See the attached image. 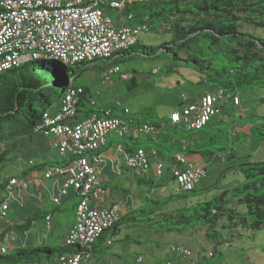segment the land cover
Masks as SVG:
<instances>
[{"label": "trees", "instance_id": "16d2710c", "mask_svg": "<svg viewBox=\"0 0 264 264\" xmlns=\"http://www.w3.org/2000/svg\"><path fill=\"white\" fill-rule=\"evenodd\" d=\"M129 13H135L133 25L143 23L146 18L152 31H163L173 35L172 43L164 44L161 47L137 45L124 53L117 54L112 65L119 66L125 59H134L135 56L158 58L161 56L160 53L165 50L163 54L166 55V59H169L167 56L172 55L175 62L174 67L168 66L166 68V74L174 73L176 67L188 66L204 76V82L208 84L211 92L221 90L225 94H236L238 90L248 87L264 89V43L262 40L241 31L245 27L264 28V0H148L130 5L126 11V14ZM183 53L187 55L184 59L180 57ZM108 63L109 60H106L104 65L108 66ZM82 65L88 66L90 63L65 68L58 62L35 61L20 69L0 75V172L9 163L14 162L9 161L8 157L18 154L30 162L39 156L42 149H45V146H41V150L37 151V155L34 154V147L27 150L28 146L34 142L33 137L35 136L44 138L43 141H40L42 144H46V140L48 141L45 135L36 134L34 129L41 123L45 112L57 110L65 100L71 85L69 81L62 83L59 77L61 71L67 74L68 80L73 79V87H83L77 83L83 73L81 72ZM88 96L89 92L86 89L77 98L78 114L82 117L81 120L99 112V110H93L88 105ZM225 108H227L226 105L221 108V115L225 114ZM113 111L115 112L114 109ZM152 113L153 111H147L144 115L152 116ZM123 116L133 125L149 121L145 118H136L131 113L126 114L125 111ZM212 122L213 120L208 122L200 131H188L198 132L196 136L201 137V140L190 145L186 151L202 159H209L210 164L219 161L224 162L225 158L219 155V160L215 158L216 154L203 152V148L215 146L216 137L221 133V131L210 132L209 130L227 124L223 121ZM153 125L158 130L164 128L162 123H153ZM169 132L174 136L170 137L168 141L175 144L178 135L175 129L169 130L166 128L161 135L162 140ZM186 132L187 130L181 131L184 134ZM183 138L189 140L186 136H183ZM123 139L130 141L128 143L121 142L127 148L126 154H135L143 150L152 160L153 156L151 154L152 151H155L157 154L155 159L157 158L159 161L166 163L167 166L172 165V162H174L173 155L182 151L181 148L174 150L165 147L162 145V140H156L153 136ZM200 141L205 142V144L200 143ZM165 142L167 141L165 140ZM29 155L31 156L27 157ZM19 156H16V158H19ZM71 161L72 157H68L61 161L55 158L53 161L35 163L34 167H31L32 169L24 171L17 177L26 179L28 174L33 171L40 172L47 167L64 166ZM148 171L151 172L152 177H155L152 169L149 168ZM233 171H240L244 175L245 181L243 184L234 187L231 191H225L215 202L207 204L203 209H184L168 215H157L158 218H161L158 222L167 224L163 228H167L169 232H185L189 228L206 226L209 228L207 236L210 242L215 244V248L222 245L220 240H224V236L217 232L218 223L224 218H227L231 227L239 229L237 233L231 236V241L240 238L241 232L244 231L253 233L263 231L264 163L240 164L227 169L225 174ZM152 182L153 178L150 179L149 183ZM213 188L202 191L197 189L189 192L180 191L177 196H195L198 192H208ZM2 190H4V185H0V192ZM74 194L77 196L75 192ZM231 203L235 207L244 208V212L237 211V208H227ZM78 206L79 202L73 203L71 206L75 213ZM55 211L64 214L66 210L62 205L60 207L56 206ZM51 212H45L43 215L37 213L19 224L16 223L14 229L23 237L31 231L37 220H46L50 214H54V210ZM135 213L147 217L145 216L147 214L146 210L129 212L114 227L106 230L98 242L104 239L107 234L118 236L123 222L126 220L131 221L130 217H133ZM2 224L0 221V226ZM71 224L72 222L66 226ZM153 226L152 224L149 225L150 228H153ZM8 230L9 228L5 229V231ZM128 240L130 239L126 238L124 241ZM24 246L22 244L18 247L24 248ZM96 247L97 244H95V250ZM13 252L7 256H1L0 264H30L44 259H53L57 255L74 254L76 248L36 247L29 250L15 249ZM214 257L215 255L211 260Z\"/></svg>", "mask_w": 264, "mask_h": 264}, {"label": "built area", "instance_id": "2783aa9c", "mask_svg": "<svg viewBox=\"0 0 264 264\" xmlns=\"http://www.w3.org/2000/svg\"><path fill=\"white\" fill-rule=\"evenodd\" d=\"M148 0H0V75L20 69L35 61L58 62L65 68L83 63L109 60L119 53L134 47L143 34L150 33L145 18L143 23L133 25L135 15L125 14L130 5ZM115 13L117 20L111 17ZM120 73V68L110 67L104 72V84L111 76ZM127 80V75L121 76ZM71 87L55 111L43 114L35 133H42L55 141L52 147L61 157H72L64 166H57L45 175V179L64 178L62 196L69 191L76 192L79 206L76 218L68 229L64 247H75L71 255L56 256L54 264H145L144 257L138 256L130 263L108 259L105 262L97 255L95 244L106 230L120 221L118 206H92L106 194L101 180L100 167L105 162V151L114 134L119 138L138 139L156 132L151 124L133 125L123 116H117L111 109H100L89 117L79 120L78 96L84 89ZM219 99H231L230 94L218 91L204 95L200 102L188 104L181 113L173 115V121L182 123L191 130L202 129L220 111ZM235 104L238 99H234ZM129 111L126 110V114ZM185 149V147H184ZM156 157L155 151L151 154ZM130 168L145 169L150 164L147 154L140 150L135 154H122ZM34 165L33 162H30ZM153 171L162 177L167 169L176 179L182 191H191L205 177V169L185 154L174 156L172 165L155 160ZM4 190L0 192V221L8 220L11 202L19 200L29 192V181L18 177L0 178ZM54 203L60 205V199ZM52 216L46 219L50 226ZM19 234L12 231L0 232V257L10 255ZM112 243L109 242L108 245ZM182 257L192 255L189 249L177 250ZM212 255V254H211ZM170 264V263H168Z\"/></svg>", "mask_w": 264, "mask_h": 264}, {"label": "rangeland", "instance_id": "374dc122", "mask_svg": "<svg viewBox=\"0 0 264 264\" xmlns=\"http://www.w3.org/2000/svg\"><path fill=\"white\" fill-rule=\"evenodd\" d=\"M111 17L117 20L115 13H112ZM241 31L262 40L264 43V28L245 27ZM172 38L173 35L167 32L152 31L149 34L141 35L138 45L161 47L164 44H171ZM164 52L165 50L160 53L161 56L158 58L135 56L134 59H125L119 67L121 73L129 75L131 78L123 80L122 74L112 75L111 81L107 85L103 84L102 72L104 69L99 65L103 62H96L95 66L82 65L83 73L77 83L88 90V105L93 110L112 108L115 110V114L120 116H123L124 110H128L132 116L139 119L145 118L153 123H170L174 112H182L180 104L183 97L198 100L199 96L207 93L210 89L208 84L204 82V76L188 66L176 67L174 73L166 74V68L168 66L174 67L175 62L172 55L167 56L169 59H166ZM180 57L184 59L187 55L183 53ZM237 95L241 100L240 106L235 107L227 103L225 114L217 115L213 119L212 123L217 121L227 123L209 130L210 132L221 131L216 137L215 146L203 148V152H212L225 158L224 162L219 161L209 165L206 178L197 185L198 191L214 187L213 190L198 192L195 196L178 197V185L171 178L169 172H166V177L157 179L152 177L151 172L146 169L135 171L126 164L125 176L113 175L110 172V182L109 178L105 176L106 182L111 184L109 189L113 188L112 185L118 186L119 192L128 191L126 195H131V203H135L137 206L142 204V209L132 210L130 207V210L147 211L145 215L147 217L135 213L133 217H130L131 221L123 222L124 226L120 231L121 238L130 239L123 241L124 243L136 244L138 251L147 255V259L143 256L145 264H264V230L258 233L244 231L241 232L240 238L231 241V236L237 233L239 229L231 227L227 218H224L218 223L217 229V232L224 236V240H220L222 245L215 248V244H212L207 236L208 227L198 226L189 228L185 232H169L167 228H163L167 224L158 222L161 218L157 217V215H168L178 210L205 208L207 204L215 202L225 191H231L234 187L244 183L245 177L240 171L225 174L227 169L245 163H264V89L248 87L238 90ZM147 111H153L152 116L144 115ZM169 126L176 130L178 128L173 125ZM181 131L178 130L177 143L172 144L168 141L170 137L174 136L169 132L162 140V145L176 150L182 147L180 140L183 136L189 138V145L201 140V137L196 136L198 132L187 131L184 134ZM113 139L124 143L130 142L128 139L119 138L116 134H114ZM50 141H55V138L51 136ZM200 143L205 144L202 141ZM25 159L22 160L23 165L26 166V169L30 168ZM57 159L61 161L64 157L58 156ZM39 160L40 157L34 158L36 164ZM17 165V162L9 163L0 172V175L4 177L14 173ZM44 172L40 173L44 175ZM151 178H153V182L150 184ZM40 179L42 180V178ZM43 193L45 201L43 204H39L36 212L43 215L46 211L54 210V231L52 233L40 231V227L36 231L34 230L35 227L30 234L25 235L28 238L27 242L30 241L34 245L19 248L15 242L16 250H29L36 247L58 249L66 237L62 228L75 221L76 213L71 206L73 203L79 202L77 196L73 198L60 196L66 211L64 214H59L55 211L56 205L49 200V194ZM160 202L163 203L159 204ZM234 203L236 204V202ZM33 206L34 203L29 204L30 208ZM227 208H237V211L244 212V208L235 207L232 203ZM14 212V210L10 211L9 220H13ZM33 214L34 211L29 215L21 214V216L26 218ZM41 221L37 220V226L38 223L40 225ZM151 224L154 225L153 228L149 227ZM43 238L45 239L44 242ZM229 240L230 243L228 244ZM146 247L148 248L146 249ZM180 247L189 249L192 256L185 259L173 251V249ZM210 253L215 255L212 260Z\"/></svg>", "mask_w": 264, "mask_h": 264}, {"label": "crops", "instance_id": "0c3cea01", "mask_svg": "<svg viewBox=\"0 0 264 264\" xmlns=\"http://www.w3.org/2000/svg\"><path fill=\"white\" fill-rule=\"evenodd\" d=\"M209 92V91H208ZM202 96V95H201ZM199 96L198 99L201 97ZM44 138H40L39 137H33L34 142L32 144H30L27 148V150L32 149L34 147V151H35V155H37V151L41 150V146H45V149H42V151H40L39 156L40 160L38 161V163L42 162L45 163L47 161H53V159L57 158V152L53 149L50 141L46 140V144H42L40 141H43ZM263 148V147H262ZM126 147L122 145L121 142L116 141V140H112V142L110 143L108 149L105 151V162L102 164L101 166V180L103 182L104 187L107 190V196H105L104 198H102L101 200L97 201V202H93L92 206H97V207H103V206H118L120 208V216L121 218L124 217L126 214H128L129 212H131L134 209H142V204H139V206H137L135 203H131V195H126L128 193L124 192L121 193L119 192L118 186H113V188L109 189L111 184H108L106 182V177L109 178V182H110V174L112 173L113 175L116 174H120L121 177L125 176V168H127L125 166V161L123 159V151L126 152ZM16 156H19L18 154L12 155L10 157H8L10 160L9 161H14L17 162V168L16 171L8 176H2L3 178H8V177H17L19 176L21 173H23L24 171H28L29 169H32L30 166V168L26 169V166L23 165V158L19 156V158H16ZM58 160V159H57ZM196 162L198 164H204L205 162L203 161V159L198 156H196L195 158ZM32 162H34V160H32ZM28 165L29 162L27 161ZM52 168L47 167L42 171L44 172V175L41 174L38 171H33L30 174H28L26 180L29 181V192L27 194H25L22 198H20L19 200L16 201H12L11 202V212L14 210L15 212L14 214V218L13 220H7L5 222H2V226H0V232L4 231V234H8L12 231L16 232L14 229V226L16 223H20L23 222L27 219H29L30 217H26L23 218V216H21V214H25V215H29L30 213H32L34 211L33 215H36L38 212H36V210L39 208V204H43V202L45 201V195L43 192H46L47 194H49V200L51 202L54 203V199L58 198L60 199V205H55L58 207L62 206V201H61V197L62 196V189L64 186V178L60 177L58 179H45V175L47 173V171L51 170ZM136 171V170H135ZM111 172V173H110ZM42 178V180L40 179ZM114 194V196H113ZM124 195V196H123ZM74 196H76L74 194V192L71 190L69 191L68 195L62 196V197H66V198H73ZM34 203L33 207H29V204ZM130 207H132V210H130ZM46 212H51V211H46ZM52 213V212H51ZM32 215V216H33ZM51 216L53 215L51 222H50V226L47 227L46 225V220H42L40 225L38 223L34 224L33 228H35L34 230L38 231L39 227H40V231L43 230L44 232H53L54 231V219L55 216L54 214H50ZM23 218V219H22ZM74 223V222H73ZM73 223L69 226H65V227H61L60 228L64 229L65 233L67 234L68 229L73 225ZM57 225V224H56ZM124 225H122L120 227V229L123 228ZM8 231H5V229H8ZM33 228L31 229V231L28 233L30 234L33 230ZM18 233V232H16ZM20 234V233H18ZM48 234V233H47ZM66 234H64L66 236ZM47 237V235H46ZM64 237V236H63ZM27 237L25 236H19V239L16 241L17 247L19 245H30L33 246L34 244L31 243L30 241L27 242ZM38 239V238H37ZM44 238H43V242H44ZM125 239L120 237V234H118V236H113V235H109L107 234L105 236L104 239H102L100 242L97 243V247H96V252L97 255L100 257V260H102L103 262H105L108 259H116L122 262H126V263H130L131 261H133L137 256H144L145 259H147V255L144 252H139L138 251V247L136 244H126L124 243ZM111 242L112 245L109 246L108 243ZM42 243V242H41ZM63 243V240H62ZM15 245H13V250L12 252L17 248L14 247ZM64 247V245L62 244V246L60 248ZM148 247H146L147 249ZM59 249V248H58ZM145 250V249H144ZM60 256V255H57ZM63 256V255H61ZM30 264H54L53 259H44V260H40V261H35L33 263Z\"/></svg>", "mask_w": 264, "mask_h": 264}, {"label": "clouds", "instance_id": "9594fccd", "mask_svg": "<svg viewBox=\"0 0 264 264\" xmlns=\"http://www.w3.org/2000/svg\"><path fill=\"white\" fill-rule=\"evenodd\" d=\"M127 11V10H126ZM126 14V13H125ZM134 15H135V13H133ZM152 32V30H151V27H150V33ZM153 32H157V33H163V31H153ZM158 35H160V34H158ZM255 38V37H254ZM138 43H139V40H138ZM138 43L135 45V46H137L138 45ZM134 46V47H135ZM133 48V47H132ZM131 49V48H130ZM124 52H126V51H124ZM124 52H122V53H124ZM117 54H121V53H117ZM116 54V55H117ZM116 55L113 57V61L115 60V58H116ZM113 61H112V63H113ZM104 62L105 61H103V64H99L104 70H103V72H102V79H103V84H104V81H105V79H104V72L108 69V68H110V67H118V68H120L119 66H114V65H112V63H108V66H105L104 65ZM87 64V63H86ZM78 65H80V64H78ZM90 65L91 66H95L96 65V62L95 63H90ZM90 65H88V66H90ZM75 66V65H74ZM74 66H72V67H74ZM81 72H82V70H81ZM118 74H122V75H127V74H123V73H121V69H120V73H118ZM116 75V74H115ZM129 78H131V76H129V75H127ZM67 78H68V76H67ZM69 81V80H68ZM67 81V82H68ZM110 82H107L105 85H107V84H109ZM78 88V87H77ZM80 88H82V89H84V92L86 91V89L85 88H83V87H80ZM218 91H221V90H215L214 92H211L210 90H209V92H207V93H205V94H203L198 100H190L188 97H186V98H188V100H189V102H188V104H196V103H198V102H200V100H201V98L204 96V95H206V94H213V93H217ZM228 94H230L231 95V99H219L218 100V102H217V107L219 108V113L217 114V115H221V108L224 106V105H226L227 103H230V104H232V105H234L235 107H239L240 106V104H241V100H240V97L237 95V93L236 94H231V93H228ZM184 98V97H183ZM183 98H182V101H181V104H180V107L182 108V112H183V109H184V107L186 106V104L187 103H185L184 101H183ZM238 99V103L237 104H235V102H234V99ZM221 103H223L222 104V106H221ZM221 106V107H220ZM111 110L113 111V109L111 108ZM125 112H126V110H124ZM182 112L181 111H176V112H174L173 113V115L175 114V113H181L182 114ZM113 113L115 114V112L113 111ZM130 113V112H129ZM128 113V114H129ZM115 115H117V114H115ZM173 115H172V118L170 119V123L168 122V123H162L163 125H164V128H163V130H158L154 125H153V123L151 122L150 123V121H148V122H146V123H149V124H151L152 125V127L156 130V132L154 133V134H152V135H149V136H153L156 140H162V137H161V135H162V133H164V131L166 130V128L167 129H174L173 127H170L169 125H173L174 127L175 126H177L178 128H177V132H178V130H187V131H200V130H202V129H199V130H191V129H188L187 128V126L185 125V124H182V123H177V122H174L173 121ZM217 115H215L210 121H212ZM117 116H120V115H117ZM124 117V116H123ZM209 121V122H210ZM146 123H140L139 125H141V124H146ZM208 123V122H207ZM207 125V124H206ZM205 125V126H206ZM176 130V129H175ZM34 132H35V129H34ZM36 134H42V133H36ZM160 136V137H159ZM49 140V139H48ZM113 140V139H112ZM112 140L110 141V143L112 142ZM50 141V140H49ZM176 142H177V139H176ZM180 142H181V144H182V147H181V152H179V153H176L175 155H173V156H176L177 154H185V156L186 157H188V158H190V160H192V161H194L197 165H199V166H201V167H203L204 169H205V177L202 179V180H204L205 178H206V173H207V170H208V166L209 165H211L210 164V162H209V159L207 160H205V159H203V161L205 162L204 164H198L197 162H196V160H195V158H196V156H194V155H191V154H189V153H187L186 151H187V149H188V147L190 146L189 145V143H188V141L185 139V138H181V140H180ZM50 143H51V141H50ZM184 147H185V149H184ZM54 149V148H53ZM108 149V148H107ZM106 149V150H107ZM55 150V149H54ZM56 152H57V150H55ZM124 153H126L125 151H123V154ZM58 156H60L59 154H58ZM153 159L152 160H150V157H149V160H150V164H149V166H147L145 169L148 171V169L150 168V169H152V171H153V161H155V160H158L157 158L155 159V157H152ZM200 158V157H199ZM215 158H217V159H219L220 160V158H219V155L218 154H216V156H215ZM30 162H32V161H30ZM30 162H29V166L30 167H34V165H35V162H33V164L34 165H31L30 164ZM130 168V167H129ZM53 169V168H52ZM130 169H132V170H144V169H140V168H130ZM166 172H169L170 174H171V172H170V169H167L166 171H165V173H164V175L162 176V177H157L156 175H155V173H154V171H153V174H154V176L157 178V179H161V178H163V177H165L166 175ZM171 178L176 182V184L178 185V183H177V181H176V179L173 177V175L171 174ZM21 179V178H20ZM202 180H200V181H202ZM200 183V182H199ZM199 183L197 184V185H199ZM105 188V187H104ZM106 189V188H105ZM178 189H179V193H180V191H182L180 188H179V185H178ZM194 189H197V186L194 188ZM192 191V190H191ZM106 192H107V190H106ZM183 192H186V191H183ZM187 192H189V191H187ZM76 193V192H75ZM105 196H107V194L105 195ZM104 196V197H105ZM103 197V198H104ZM93 204V203H92ZM104 207V206H103ZM143 208V207H142ZM121 213V212H120ZM121 217V216H120ZM121 219V218H120ZM112 245V244H111ZM111 245H109V246H111ZM228 246V245H227ZM177 250L178 249H173V251H175L176 253H178L177 252ZM192 253V252H191ZM212 253H210V255H211ZM192 256V255H191ZM190 256V257H191ZM214 256V254H212L211 255V258ZM138 257V256H137ZM182 257V256H181ZM190 257H188V258H190ZM182 258H185V257H182ZM188 258H185V259H188ZM111 259H113V258H111ZM116 260V259H115ZM116 261H119V260H116ZM126 263V262H125Z\"/></svg>", "mask_w": 264, "mask_h": 264}, {"label": "water", "instance_id": "95a60500", "mask_svg": "<svg viewBox=\"0 0 264 264\" xmlns=\"http://www.w3.org/2000/svg\"><path fill=\"white\" fill-rule=\"evenodd\" d=\"M59 77H60L62 83H66L68 81L67 74L64 73L63 71L60 72Z\"/></svg>", "mask_w": 264, "mask_h": 264}]
</instances>
